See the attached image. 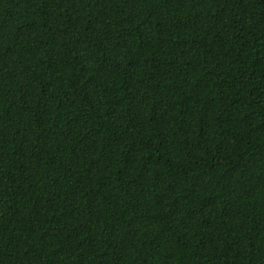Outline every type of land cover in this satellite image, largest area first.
<instances>
[{"label":"trees","instance_id":"16d2710c","mask_svg":"<svg viewBox=\"0 0 264 264\" xmlns=\"http://www.w3.org/2000/svg\"><path fill=\"white\" fill-rule=\"evenodd\" d=\"M0 264H264V0H0Z\"/></svg>","mask_w":264,"mask_h":264}]
</instances>
